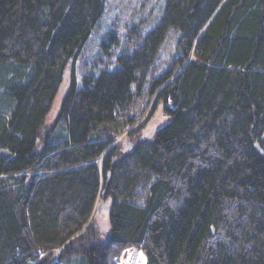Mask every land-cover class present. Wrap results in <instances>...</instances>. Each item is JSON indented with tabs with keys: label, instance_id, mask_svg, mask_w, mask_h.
Masks as SVG:
<instances>
[{
	"label": "trees",
	"instance_id": "1",
	"mask_svg": "<svg viewBox=\"0 0 264 264\" xmlns=\"http://www.w3.org/2000/svg\"><path fill=\"white\" fill-rule=\"evenodd\" d=\"M106 2L0 0V264H115L128 247L147 264H264V0H167L120 51L113 29L80 78ZM145 92L167 121L125 151ZM110 201L105 235L94 213Z\"/></svg>",
	"mask_w": 264,
	"mask_h": 264
},
{
	"label": "rangeland",
	"instance_id": "2",
	"mask_svg": "<svg viewBox=\"0 0 264 264\" xmlns=\"http://www.w3.org/2000/svg\"><path fill=\"white\" fill-rule=\"evenodd\" d=\"M166 3L167 0H107L103 16L94 28L81 56L77 60L76 71L78 76L81 78L84 71L94 67L99 60V65L104 66L102 63L106 62L107 56L102 51V44L113 29H116L120 35V46L116 49V51H120L128 47L130 40H136L135 34L139 33L145 37L159 25L165 12ZM135 28L138 29L137 32L133 30ZM179 36V31L175 28L168 31L166 39L159 50L155 74H161L171 66L177 53ZM71 74L70 69L66 77L67 81L49 114L48 126L54 125L57 120L64 96L70 85ZM151 82L150 80L149 83L151 84ZM153 106H155V96H147L145 92L141 98H138L135 105L133 104L132 110H130V117L135 118V124H126L122 133L116 137L114 145H120L123 150L127 151L133 140L153 138L157 130L167 121L163 105H159L155 110H153ZM60 125H62V122H60ZM108 203H111V201L105 202L101 210L97 206L94 213V221L101 233L105 235L109 234L110 231ZM130 248L124 249L115 258V264L120 263L121 259L125 257L126 251ZM63 264L69 263L63 262Z\"/></svg>",
	"mask_w": 264,
	"mask_h": 264
},
{
	"label": "built area",
	"instance_id": "3",
	"mask_svg": "<svg viewBox=\"0 0 264 264\" xmlns=\"http://www.w3.org/2000/svg\"><path fill=\"white\" fill-rule=\"evenodd\" d=\"M118 264H147L146 255L142 249L131 247Z\"/></svg>",
	"mask_w": 264,
	"mask_h": 264
},
{
	"label": "water",
	"instance_id": "4",
	"mask_svg": "<svg viewBox=\"0 0 264 264\" xmlns=\"http://www.w3.org/2000/svg\"><path fill=\"white\" fill-rule=\"evenodd\" d=\"M63 21H64V20H63ZM56 33H57V30L55 31V33H54V35H53V38H54V36H55ZM0 156L5 157V158H8V157H10L11 155L9 154L8 151H6V150H1V151H0ZM99 208H100V210H101V209H102V206H100ZM108 209H109V208H108Z\"/></svg>",
	"mask_w": 264,
	"mask_h": 264
}]
</instances>
